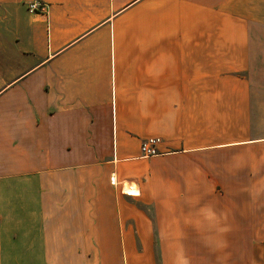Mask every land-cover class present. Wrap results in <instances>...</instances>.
Wrapping results in <instances>:
<instances>
[{
	"label": "crops",
	"instance_id": "crops-1",
	"mask_svg": "<svg viewBox=\"0 0 264 264\" xmlns=\"http://www.w3.org/2000/svg\"><path fill=\"white\" fill-rule=\"evenodd\" d=\"M31 1L0 0V264H264V0Z\"/></svg>",
	"mask_w": 264,
	"mask_h": 264
},
{
	"label": "built area",
	"instance_id": "built-area-1",
	"mask_svg": "<svg viewBox=\"0 0 264 264\" xmlns=\"http://www.w3.org/2000/svg\"><path fill=\"white\" fill-rule=\"evenodd\" d=\"M28 10L30 12L46 13L44 3L34 0L28 3ZM162 139L158 136H150L141 141L140 152L142 157H151L159 153L158 147Z\"/></svg>",
	"mask_w": 264,
	"mask_h": 264
},
{
	"label": "rangeland",
	"instance_id": "rangeland-1",
	"mask_svg": "<svg viewBox=\"0 0 264 264\" xmlns=\"http://www.w3.org/2000/svg\"><path fill=\"white\" fill-rule=\"evenodd\" d=\"M239 75L241 76V74H239ZM211 83H213V82L211 81ZM214 91H215V89L213 87L212 88H210V87L206 88V94L207 95H213ZM223 93H224V89H223ZM245 250H246L245 248H243V249H224V250H222L223 252L221 254V257L224 261L227 260V264H229L230 258L232 260V263H234V260L236 259V257H234L235 252L238 251V253H240V254L242 253V258H244ZM237 260L239 262L238 258H237Z\"/></svg>",
	"mask_w": 264,
	"mask_h": 264
}]
</instances>
